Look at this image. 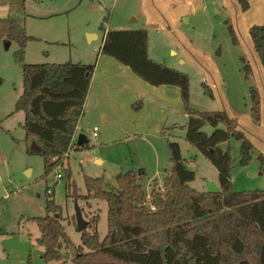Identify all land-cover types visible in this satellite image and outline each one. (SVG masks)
<instances>
[{
    "label": "rangeland",
    "instance_id": "1",
    "mask_svg": "<svg viewBox=\"0 0 264 264\" xmlns=\"http://www.w3.org/2000/svg\"><path fill=\"white\" fill-rule=\"evenodd\" d=\"M245 1L246 10L239 0H15L11 9L0 12V18H14L24 26L27 36L37 40L25 48V63L30 65L94 63L103 40L100 27L107 14L110 18L103 25L105 31L145 29L150 59L187 75L188 107L201 112L224 111L245 127L250 118V88L257 89L264 115V70L243 28L258 13L260 0ZM262 6L258 14L264 18L263 0ZM90 35L96 38L89 41ZM16 50L15 44L5 48L0 43V264H44L35 243L38 229L32 220L45 214L47 191L61 207L62 224L74 248L81 243L75 205L85 221L99 215L96 229L100 240L105 238L106 203L90 200L88 209L84 200L66 197L67 186H74L71 193L83 196L84 177L102 178L103 190L112 193L117 189L115 176L134 171L147 195L150 183L166 175L170 163L167 141L179 144L187 168L196 177L189 184L192 189L200 193L217 181L213 166L184 140L187 116L179 97L164 105L150 95L128 107L132 116L124 124L131 131L126 136L112 130L106 133L105 127L92 123L96 135L94 127L84 128L90 150L72 151L64 169L59 167L42 179V158L27 154L21 128L24 115L14 111L22 90L21 70L12 58ZM241 59L250 67L248 79ZM127 96L131 93L122 98ZM125 115L118 118L126 121ZM203 131L212 133L208 126ZM260 143V147L253 144L251 161L242 167L238 144L230 142L233 192L264 191V171L257 158L261 155L264 159V142ZM75 253L74 249L63 251V261L69 264Z\"/></svg>",
    "mask_w": 264,
    "mask_h": 264
},
{
    "label": "trees",
    "instance_id": "2",
    "mask_svg": "<svg viewBox=\"0 0 264 264\" xmlns=\"http://www.w3.org/2000/svg\"><path fill=\"white\" fill-rule=\"evenodd\" d=\"M243 10L248 5L239 0ZM100 30L103 42L99 54L114 59L151 87L170 86L179 90L187 121L184 140L206 159L217 173V194L197 192L190 187L196 177L187 166L176 142H168L172 170L164 179L153 180L146 195L134 171L115 176L117 189L103 190L102 178L84 177L86 194L76 195L67 186L66 197L82 199L90 209V200L106 203L105 238H99V215L86 220L80 233V245L74 248L62 224L61 207L46 192L45 214L35 218L44 264H67L63 251L76 250L69 264H264V191L233 192L231 141L238 144L239 164L251 161L254 145L240 129L236 119L224 111L201 112L188 107L187 75L153 62L148 55L145 29ZM229 35L235 41L231 27ZM252 47L264 70V25L248 29ZM36 39L26 35L25 28L10 16L0 18V43L15 44L12 58L21 70V96L14 105L23 113L21 128L27 154L39 155L43 163L42 179L63 167L72 151L90 150L77 146L73 139L84 113L96 63L38 64L25 63V48ZM245 79L251 75L243 59ZM250 117L260 125V96L249 91ZM208 126L211 134L203 131ZM34 143L38 151H30ZM224 146V147H223ZM264 171V159L257 156ZM194 160V159H192ZM64 169V167H63ZM40 178V179H41ZM82 212V211H81Z\"/></svg>",
    "mask_w": 264,
    "mask_h": 264
},
{
    "label": "crops",
    "instance_id": "3",
    "mask_svg": "<svg viewBox=\"0 0 264 264\" xmlns=\"http://www.w3.org/2000/svg\"><path fill=\"white\" fill-rule=\"evenodd\" d=\"M14 2L15 0H0V12L7 8L11 9L10 5H12ZM258 6V13H260V11L263 9L262 0L259 1ZM258 13L253 16V20L243 25L246 39L248 37L250 38L248 35V29L251 26L264 25V18ZM115 29L116 31L126 30H120L121 28ZM87 38L90 41L96 37L90 35L87 36ZM97 56L98 57L94 62L96 63V68L94 70V75L88 90V96L84 103V113L77 124V130L73 139L74 144L78 135L85 134V129H92L93 127L95 128V125H92V123L105 127L104 130H106V133H109L108 131L112 130L117 135H121L123 137L126 136L128 132L131 131L129 127L124 124L130 121L132 116L127 113L128 107L137 102L139 99L150 95L157 101L161 102V104L165 105L170 104L171 100L175 101L177 96L179 97L178 89L170 86H162L159 88H154L151 86L149 87L148 84L139 82L141 81L140 79L133 75V73H131L128 68L123 67L114 59L110 57L109 59L106 56H101L99 54ZM85 65H87V63ZM127 92H130L131 96H127L124 100L122 97L126 96ZM122 113L126 114V121H124V119L118 118V115ZM246 123L247 125H244L245 127H241V125H239L240 129L244 132L246 138L250 140V142H252L255 146L259 145L260 147V140L264 142V115L262 110L260 111V125H255L252 123L251 117ZM252 124L256 128H252ZM111 126H117V131H115L114 127ZM118 127L120 130H118ZM213 183L217 186V181H213ZM40 253L42 254V251Z\"/></svg>",
    "mask_w": 264,
    "mask_h": 264
},
{
    "label": "water",
    "instance_id": "4",
    "mask_svg": "<svg viewBox=\"0 0 264 264\" xmlns=\"http://www.w3.org/2000/svg\"><path fill=\"white\" fill-rule=\"evenodd\" d=\"M8 47H9V45L5 44V48H8ZM75 144L77 146L89 145L85 135H83V134H80L77 136ZM30 146H31L30 151H33V152L38 151V147L34 143H31ZM171 170H172V165H171V163H168L166 166L167 173L171 172ZM139 174L141 175L142 173H139ZM218 191H219L218 186H216L213 182H211L205 192H207L209 194H217ZM75 219H76V230H77V232L82 233L87 228V222L85 221V219L81 213V209L78 207V205H75Z\"/></svg>",
    "mask_w": 264,
    "mask_h": 264
},
{
    "label": "built area",
    "instance_id": "5",
    "mask_svg": "<svg viewBox=\"0 0 264 264\" xmlns=\"http://www.w3.org/2000/svg\"><path fill=\"white\" fill-rule=\"evenodd\" d=\"M96 132H97V128L95 127L94 130H93V133L94 135H96ZM61 178V174L59 173L57 176H56V179L59 180ZM48 193H50V191H47Z\"/></svg>",
    "mask_w": 264,
    "mask_h": 264
}]
</instances>
